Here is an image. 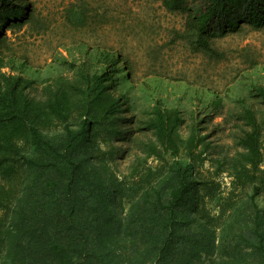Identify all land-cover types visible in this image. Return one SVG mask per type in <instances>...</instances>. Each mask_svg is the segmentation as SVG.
<instances>
[{
	"label": "trees",
	"instance_id": "1",
	"mask_svg": "<svg viewBox=\"0 0 264 264\" xmlns=\"http://www.w3.org/2000/svg\"><path fill=\"white\" fill-rule=\"evenodd\" d=\"M202 1L193 9L187 0H162L168 11L185 16V33L196 51H211L213 38L245 24L264 27V0ZM26 5L25 0H0V210L10 219V225L0 224V243L7 256L19 264H264L259 219L254 226L236 224L238 241L233 243L222 241L230 228L220 231L210 221L209 226L192 224L199 217L200 201L198 187L189 178L190 160L177 161L168 195L154 184L130 194L128 213L120 218V191L108 189L100 177L92 180L99 193L92 183L82 184L88 172L83 165L86 149L95 147L98 139L127 138L132 128L124 126L119 98L104 72L83 75L76 87L81 98H74L72 89L62 84L36 99L28 91V79L5 70L10 63L6 33L31 20L33 11ZM242 103L239 112L247 123L237 138L242 150L227 163L244 173L239 175L244 182L255 183L264 163V84L254 85ZM74 108L79 110L78 122L73 120ZM51 117L63 126L59 138L44 132ZM180 122L177 110L157 106L150 120L156 139L145 142L146 151L159 155L162 148L177 156ZM254 188L257 192L260 186ZM191 203L198 208L193 214L188 210L189 220L182 222L179 213ZM243 228L246 234L239 239ZM223 249L231 250L232 260H223Z\"/></svg>",
	"mask_w": 264,
	"mask_h": 264
},
{
	"label": "rangeland",
	"instance_id": "2",
	"mask_svg": "<svg viewBox=\"0 0 264 264\" xmlns=\"http://www.w3.org/2000/svg\"><path fill=\"white\" fill-rule=\"evenodd\" d=\"M25 2L33 15L23 27L8 28L10 63L5 70L28 79V91L36 99H44L50 87L62 84L72 89L74 98H81L76 87L83 75L104 72L119 98L124 126L132 128L127 138L98 139L95 147L86 149L83 165L88 172L82 184L92 183L95 188L92 180L100 177L108 189L120 191L124 204L117 206L120 218L128 213L130 194L154 184L168 195L176 180L177 161L190 160L189 178L198 187L200 201L194 226L210 221L220 231L230 228L223 232L225 243L238 241L236 224L254 226L259 219L264 232V163L255 183L244 182L239 177L244 173L227 163L242 150L237 144L247 127L239 112L242 100L254 85L264 84V27L245 24L239 31L213 38V49L204 53L193 48L185 33V16L168 11L162 0ZM187 3L193 9L203 5L202 0ZM157 106L179 112L177 156L162 148L159 155L145 149L146 141L156 139L150 120ZM260 107L264 110V105ZM72 115L74 122L80 120L78 109ZM51 118L44 132L59 138L63 126ZM255 184L260 186L257 192ZM91 197L93 203L96 196ZM198 205H188L179 219L188 221L185 213L193 214ZM9 220L0 210V224L10 225ZM245 232H239L238 238L243 239ZM2 248L0 243V264H19ZM223 253V260L233 259L231 250Z\"/></svg>",
	"mask_w": 264,
	"mask_h": 264
}]
</instances>
